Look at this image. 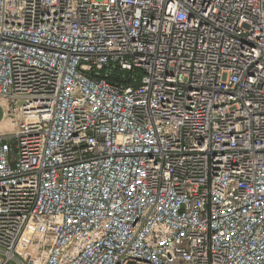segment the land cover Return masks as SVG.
<instances>
[{
	"label": "built area",
	"instance_id": "built-area-1",
	"mask_svg": "<svg viewBox=\"0 0 264 264\" xmlns=\"http://www.w3.org/2000/svg\"><path fill=\"white\" fill-rule=\"evenodd\" d=\"M0 264H264V0H0Z\"/></svg>",
	"mask_w": 264,
	"mask_h": 264
},
{
	"label": "rangeland",
	"instance_id": "rangeland-1",
	"mask_svg": "<svg viewBox=\"0 0 264 264\" xmlns=\"http://www.w3.org/2000/svg\"><path fill=\"white\" fill-rule=\"evenodd\" d=\"M0 108L2 110V114L0 117V132L10 131L12 127H11V122L8 118V108L1 101H0Z\"/></svg>",
	"mask_w": 264,
	"mask_h": 264
},
{
	"label": "water",
	"instance_id": "water-1",
	"mask_svg": "<svg viewBox=\"0 0 264 264\" xmlns=\"http://www.w3.org/2000/svg\"><path fill=\"white\" fill-rule=\"evenodd\" d=\"M1 114H2V110H1V108H0V117H1Z\"/></svg>",
	"mask_w": 264,
	"mask_h": 264
}]
</instances>
